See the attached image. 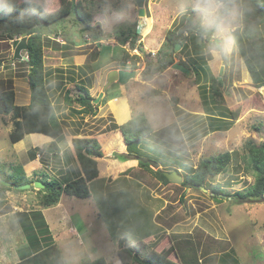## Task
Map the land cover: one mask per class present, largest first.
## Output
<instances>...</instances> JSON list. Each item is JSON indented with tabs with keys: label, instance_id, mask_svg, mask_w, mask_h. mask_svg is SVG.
Wrapping results in <instances>:
<instances>
[{
	"label": "rangeland",
	"instance_id": "1",
	"mask_svg": "<svg viewBox=\"0 0 264 264\" xmlns=\"http://www.w3.org/2000/svg\"><path fill=\"white\" fill-rule=\"evenodd\" d=\"M4 1L0 0V5ZM34 1L48 14L55 12L60 5V0ZM75 1H80L92 15L93 30L81 34L70 18L56 27V34L45 31L41 39L47 89L52 100L57 98L60 103L63 93L57 96L55 89L61 87L56 86L57 81L53 82L56 79H60L59 82L66 85L63 90L66 88L72 95L76 94L75 85L83 84L91 89L90 95L94 99L101 96L94 105L97 106V114L104 115L98 120L97 130L101 134L108 133V146H104V151L108 152L107 160L102 164L104 170L100 176L98 174V179L90 183L93 199L76 200L62 194L60 208H64L63 215L59 208L52 206L46 209L41 206L38 190L34 188L24 193L7 190L4 204L0 206V218L4 217V221L0 222V264L13 263L17 252L19 254L26 248L25 236L15 213L32 210H39L46 218L64 262L75 255L79 258L77 264H122L117 255L118 238L125 236L135 241L150 234L153 240L148 246L153 244L154 239L169 238L182 264H218L220 258L223 259L222 264H264V202L241 203L233 195L246 190L254 182L247 168L249 155L246 142L249 139L255 144L264 141V87L257 89L253 86L238 46L223 61L214 62L205 54V42L201 40L204 44L202 54H199L200 58H194L206 69V74H203L188 61L190 55L187 53L193 49L189 43L195 33L188 34L193 31L191 11L178 14L180 0H145L144 17H139L135 0ZM246 2L249 5V0ZM249 17L254 18L253 14ZM251 23L257 28L259 36L264 37L258 20ZM137 29L139 42L145 49L143 54L129 50L128 45L121 46L123 39ZM169 30L176 35L182 32L184 37H189L187 41L185 38L177 41V44L188 45V49L182 52L181 49L174 50L173 58L174 63L189 64L192 74H183L169 67L146 81L142 71L149 61L156 60L155 54ZM21 34L9 32L0 25V64L13 57ZM96 34L100 35L99 41L95 39ZM238 35L241 40L248 41L244 33ZM254 48L251 43L245 46V51L249 55ZM122 49L128 51L132 60L137 62L136 77L125 85L113 83L104 90L110 71H131L129 64L121 62V57L125 55ZM21 55L26 58V52ZM136 55L139 57L136 58ZM191 56H194L193 53ZM200 59L204 60L205 65ZM77 66L84 68L83 75ZM88 66L94 71L89 70ZM56 69L67 72V75L53 72ZM221 69L225 106L239 109L240 116L227 131L213 132V121L206 110L209 108L216 114L215 103L210 97L204 101L201 89L207 88L210 76L218 77ZM26 73L24 60L0 66V92L12 90L14 103L18 106H26L30 102ZM198 73L200 77H197ZM70 76L78 79V82L64 81ZM207 93L210 94L209 90ZM122 103L127 105L130 112L128 121L142 114L152 129V133L142 141L127 146L121 144L120 136L113 140V133L116 132L109 130L111 124L121 125L125 121L119 119L116 109ZM74 107L77 108L76 105ZM149 107L161 110L160 127H153L149 123ZM10 117L0 114V171L7 178L23 174L39 181L52 175L50 179L63 186L78 177L79 166L69 175L58 172L61 170L60 153L65 152L63 147L67 144L62 139L78 131L84 124V118L90 117L71 115L68 111L58 113L63 135L58 143L62 151L57 149V153H54L56 144L31 148L32 140L26 138L21 145L23 148L20 144H11L9 134L13 124ZM225 152L233 155L228 171L209 179L207 184L209 188L219 185L228 198H216L206 189L202 191L172 182L163 183L149 169L138 165L139 159H148L158 163L162 171L177 172L184 181L200 160ZM65 154L73 160L69 151ZM37 156L41 165L34 167L37 171H31L33 176H27L28 170L20 167H25L28 160ZM48 167L51 169L47 170ZM95 205L96 214L92 210ZM78 214L81 218H75ZM73 227L77 229L74 231ZM148 246L141 252L142 257L147 255Z\"/></svg>",
	"mask_w": 264,
	"mask_h": 264
},
{
	"label": "trees",
	"instance_id": "2",
	"mask_svg": "<svg viewBox=\"0 0 264 264\" xmlns=\"http://www.w3.org/2000/svg\"><path fill=\"white\" fill-rule=\"evenodd\" d=\"M249 6L252 9L254 18L251 19L249 17L252 14L247 16L245 29L242 32L248 41L241 40L238 38L239 35H237V46L251 77L253 86L260 89L264 87V37L259 36L257 28L251 21L258 20V23L261 24L264 30V0H249ZM70 18L72 20L71 22L78 26L81 34L93 30L91 26L92 15L80 1L60 0L59 8L51 14L44 12L42 6L34 0H5L0 5V25L9 32L16 34L25 32L29 36L27 40L28 49L26 51V60H24L27 64L26 78L30 91L29 104L26 106L16 105L12 90L0 92V114L10 115L13 124V129L9 134L11 144L20 142L29 134H42L52 138L54 142L50 145L55 146V141L59 140L63 135V128L58 118L60 108L53 104L50 92L47 89L44 51L41 38L46 32L56 34V27L66 19L70 20ZM188 21L190 23V19ZM192 32L187 33L192 34ZM193 36L189 45L193 48L190 53H193L194 56L192 57L190 53H187L188 56L190 55L188 61L193 67L199 69V72L201 71L203 74H206V69L194 58H200L199 54H202L204 44L201 43L199 36L196 34ZM178 37L181 39L184 38L182 34L180 37V35L176 36L174 31H168L164 43L155 54L156 60L154 62L149 61L146 68L142 71L144 80H150L156 74L162 73L174 64L173 52L177 41H179ZM99 38L100 35L96 34L95 39L99 41ZM139 39V35L136 31H133L132 35L123 39L121 46L128 45L129 50L138 51L139 54H143L145 53V49L142 42H139ZM188 39L189 37H185L184 40L187 41ZM251 43L255 48L248 55L245 51V46ZM184 44H181V52L184 49H188V45L184 46ZM122 52L125 55L121 57V62L129 64L130 69L135 70L137 62L132 60V57L127 53L128 51L124 50ZM149 55L151 54L149 53ZM135 57L138 58L139 56L136 55ZM128 60H130V63H128ZM200 60L205 65L204 60ZM182 64L192 74L191 66L186 63ZM78 68L80 74L83 75L84 68ZM87 68L94 71L91 66ZM60 72L62 74L64 73L61 70ZM197 77H200L199 73ZM209 80L208 87L201 89V95L204 101L210 97L211 101L215 103L214 111L216 114H213V111L209 108L206 110L210 114L208 117L213 121L211 123L212 131H227L233 125V122L239 119L240 111L239 109H230L225 106L221 91L223 86L222 80H218V77L213 76H210ZM70 81H75L74 77H70ZM59 83L62 85V82ZM196 84L199 83L196 82ZM75 89V95H72L69 90H66L63 97L64 106L68 109L69 114H80L90 117L96 116L97 106L92 103L94 98L90 95L88 87L80 84L75 85ZM208 90L210 94L207 93ZM109 130L116 132L115 134L120 136L126 146L140 142L152 133L150 125L142 114L133 117L121 125L113 123L110 125ZM72 146L78 166L80 167L78 177L65 183L63 186L48 176L42 177L39 181L44 185V189L38 190L37 192L39 198H41V200L39 199V203L43 207L56 206L62 194L77 199H87L90 197L89 184L98 177L97 159L104 158L103 150L99 142L93 138L74 139ZM246 148L249 155L247 168L250 169L254 177V182L246 190L237 191L233 195L241 203L264 202V141L255 144L249 139L246 142ZM33 150L37 151V149ZM119 156L117 155L116 157ZM232 156L231 152H225L216 156L203 158L199 161L195 169L185 177L181 185L189 189L198 190L202 187L209 190L216 198L220 196L227 197L219 185L215 184L209 188V184L207 183L209 179H213L228 171ZM138 165L141 168L149 169L159 181L163 183L170 182L163 173L172 170L162 171V169H159L153 171L150 169L149 164L140 161H138ZM0 180L6 181L10 185V187H0V206L4 204V193L7 190H13L15 193H24L27 190L18 191L12 187L36 181V179H29L23 176V174L7 178L1 171ZM39 212V210H32L27 213H15L27 243L26 248L19 252L21 257L19 256V262L15 264H64L61 253L55 246L49 226L43 215ZM137 240L133 241L125 236L118 238L117 255L122 264H182L181 258L177 254L178 251L171 244L169 238L154 239L153 244L149 246L148 244L153 240L150 234H146L142 240ZM147 246L149 247V251L146 253L147 255L142 257L141 252L146 250ZM222 263L223 259L220 258L218 264Z\"/></svg>",
	"mask_w": 264,
	"mask_h": 264
},
{
	"label": "clouds",
	"instance_id": "3",
	"mask_svg": "<svg viewBox=\"0 0 264 264\" xmlns=\"http://www.w3.org/2000/svg\"><path fill=\"white\" fill-rule=\"evenodd\" d=\"M179 15L192 13L191 28L205 42L204 52L214 62H221L237 48V35L244 31L245 21L252 9L246 0H180ZM149 123L161 126V110L149 107ZM70 256L64 264H77Z\"/></svg>",
	"mask_w": 264,
	"mask_h": 264
},
{
	"label": "crops",
	"instance_id": "4",
	"mask_svg": "<svg viewBox=\"0 0 264 264\" xmlns=\"http://www.w3.org/2000/svg\"><path fill=\"white\" fill-rule=\"evenodd\" d=\"M78 67H80V66H77V69H79ZM67 69V68H66ZM60 70L61 69H56L55 71H53V72H56V73H58V74H60L61 72H60ZM61 71H63V70H61ZM69 71V70H68ZM64 72V71H63ZM62 74V73H61ZM63 75L64 76H66L67 75V72L66 73H63ZM71 77V76H70ZM66 79L67 80H64V81H70V79H69V77H66ZM76 80V82H78V79H75ZM55 81H57V84H56V86H58V87H61L60 89H58V88H56L55 89V91H56V93H57V96H59V95H61V93H63L62 94V100H61V103L59 102V101H57V98H55V100H52V101H54L53 102V104L55 105V106H59V108H60V111H61V114H63V111H68V109L67 108H65V106H64V103H63V97H64V94H65V92H66V88L63 90V88L66 86L65 84L64 85H61L60 83H59V81H60V79H56V80H54L53 82H55ZM89 89V92H91V89L90 88H88ZM91 94V93H90ZM51 99H52V97H51ZM107 104H108V102H107ZM61 106V107H60ZM103 108V107H102ZM105 108V107H104ZM103 108V109H104ZM107 108V107H106ZM118 111H119V119H121V120H125L124 122H121V124L122 123H125V122H127L128 121V119L130 118V112H129V110H128V107H127V105L126 104H123L122 103V105H121V107L120 108H116ZM101 116H104V115H101L100 113L99 114H96V116H93V117H90V116H87V117H90V118H84V124H82L81 125V127H80V129H78V131H75V133H73V134H71V135H69V136H64V139H62V141L64 140V141H66V143L67 144H65L64 145V147H63V150H65V152H67V151H69V153L73 156V160L69 157V156H67L66 154H65V152H63L62 151V149H60V147H58V143L61 141V139H59V140H57V141H55V144H56V146L57 147H55V149H54V153H57V149H58V151H59V149L62 151V153H60V155H61V161L59 162V164H61V170H58V172L59 173H65V175H69V174H71V173H74V168L76 167L77 168V166H78V163H77V160H76V155H75V152H74V149H73V146H72V140H74V139H78V138H86V139H90V138H93V139H96L98 142H99V144L101 145V148H102V150H103V153H104V158H101V159H97V167H98V170H99V176H100V173H102V171L104 170L103 169V163H104V161H106L107 159V156H108V152H106V151H104L105 149H104V146L105 145H107L108 146V133H104V134H101L100 132H98L99 130H97V127H98V120H100L99 118H101ZM64 119V118H63ZM94 120V121H93ZM108 124V123H107ZM94 126V127H93ZM103 129H105V127H103ZM117 135L115 134V133H113V140H116V137ZM30 139V140H32V147L31 148H38V147H40V146H46V145H50L51 143H53L54 142V140L52 139V138H50V137H48V136H45V135H42V134H29V135H26L24 138H23V140L24 139ZM23 140H21L20 142H18V143H16L15 145H18V144H20V147L21 148H23L21 145L23 144ZM119 144V143H118ZM121 144L122 145H124V143L122 142V140H121ZM112 145H114V144H112ZM56 155H58L59 156V154H56ZM39 157L37 156V158H35V159H33L32 158V160H28L29 162L26 164V166L25 167H23V165L21 166L23 169L25 168L26 170H28V173H27V176H33V174L34 173H32L31 171H37L36 169H34V167L36 166V167H38V166H40L41 164L39 163V159H38ZM69 168L71 169V170H69ZM51 168L50 167H48L47 168V170H50ZM62 170H63V172H62ZM77 170H78V173H79V169L77 168ZM105 172H107L108 173V171L107 170H105ZM32 173V174H31ZM31 174V175H30ZM64 175V176H65ZM48 177L49 178H52V175H48ZM37 178V177H36ZM98 179V177L94 180V181H96ZM94 181H92V182H94ZM89 186H90V184H89ZM89 190H90V188H89ZM91 199H93L92 198V196H91V192H90V197L88 198V199H84V200H91ZM76 200H79V199H76ZM61 203H63V200H62V196H61V198H60V201H59V203L56 205V206H54V207H56V209H61L62 210V215H63V209L64 208H60V206H62L61 205ZM75 207V206H74ZM47 209V208H46ZM93 210V212H94V214H96V205H95V207L92 209ZM45 213H46V211H45ZM74 214L76 213V212H73ZM2 218H4V217H2ZM2 218H0V222L1 221H4ZM61 218H62V216H61ZM75 218H81V215H79L78 214V217H75ZM7 219H10V218H7ZM45 220H46V218H45ZM16 222V221H15ZM47 222V221H46ZM73 223V222H72ZM48 226H49V229H51V227H50V225L48 224ZM74 226V225H73ZM74 228V231L77 229L76 227H73ZM151 238H152V236H151ZM1 241V240H0ZM55 242V241H54ZM57 245V244H56ZM21 249L23 248V246L21 245V247H20ZM23 250V249H22ZM6 253H8V252H6ZM10 254V253H9ZM15 256H16V254H15ZM8 258V257H7ZM16 260L17 259H19V254H18V252H17V258H15ZM13 260V263H10V264H15V263H17V262H19V260L18 261H16V260Z\"/></svg>",
	"mask_w": 264,
	"mask_h": 264
},
{
	"label": "water",
	"instance_id": "5",
	"mask_svg": "<svg viewBox=\"0 0 264 264\" xmlns=\"http://www.w3.org/2000/svg\"><path fill=\"white\" fill-rule=\"evenodd\" d=\"M135 2L137 5V8H138L139 17H144L145 16V8H144L145 0H135ZM185 28H187V26ZM136 33L139 34V29H137ZM28 38H29V36L27 35V33H25V32L22 33L21 39L18 41V43L15 46V49L13 52V57L10 60L6 61L5 63L0 64V66L12 65L14 63V61H16V60H26L25 57H22L21 53L26 52L28 49V45H27ZM180 49H181V45L176 44L175 51H178ZM171 68L178 70L183 74L189 73V70L184 65L179 64V63H174L171 66ZM222 72H223V69H221L219 72L218 80L221 79ZM135 77H136V71L135 70H131V71L121 70V69L120 70H112L108 73L107 81H106L104 90L106 88H108L109 86H111L113 83L125 85L131 79H134ZM100 97L97 99H94L93 104L98 103ZM139 161L142 163L149 164V166L155 171L160 169V165L156 162L150 161L148 159H139ZM163 174L168 179V181L175 183V184H179V185L182 184V178L176 172H164ZM0 187H10V185H9V183H7L5 181L0 180ZM12 188L14 190H18V191H25V190H28L30 188H34L36 190H39V189L41 190V189H44V185L42 183H40L39 181H35L34 183H28V184H24V185H16V186H13ZM200 189L202 191H206L202 187Z\"/></svg>",
	"mask_w": 264,
	"mask_h": 264
},
{
	"label": "flooded vegetation",
	"instance_id": "6",
	"mask_svg": "<svg viewBox=\"0 0 264 264\" xmlns=\"http://www.w3.org/2000/svg\"><path fill=\"white\" fill-rule=\"evenodd\" d=\"M186 31H187V30H186ZM181 34L183 35V33H182V32H181V33H179L178 35H180V37H181ZM176 36H177V35H176ZM183 37H184V36H183ZM184 38H185V37H184ZM178 39H179V40H181V38H179V37H178Z\"/></svg>",
	"mask_w": 264,
	"mask_h": 264
}]
</instances>
